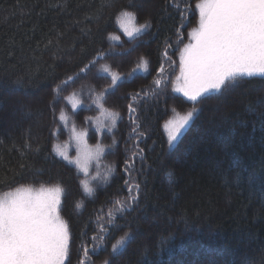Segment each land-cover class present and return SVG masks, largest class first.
Wrapping results in <instances>:
<instances>
[{
    "label": "trees",
    "instance_id": "trees-1",
    "mask_svg": "<svg viewBox=\"0 0 264 264\" xmlns=\"http://www.w3.org/2000/svg\"><path fill=\"white\" fill-rule=\"evenodd\" d=\"M198 1L175 0L177 8L173 0H0V195L21 185L65 189V264H79L85 247L91 264H264V76L243 77L195 105L172 89ZM122 12L151 27L128 38ZM142 60L147 71L137 70ZM193 107L198 113L170 148L164 122L173 109ZM109 113L118 117L99 139L95 120ZM73 129L104 150V182L92 195L79 168L55 151ZM117 201L130 206L119 212ZM129 232L126 247L112 253Z\"/></svg>",
    "mask_w": 264,
    "mask_h": 264
},
{
    "label": "snow or ice",
    "instance_id": "snow-or-ice-1",
    "mask_svg": "<svg viewBox=\"0 0 264 264\" xmlns=\"http://www.w3.org/2000/svg\"><path fill=\"white\" fill-rule=\"evenodd\" d=\"M173 3L179 8L175 0ZM196 8L199 11L198 27L190 33L192 42L185 45L180 53V75L176 78L174 88L193 105L213 93L223 94L234 90L243 77L264 76V0H199ZM121 17V27L129 37L139 35L151 27L150 23L145 22L129 28L128 24L135 20L132 12H122ZM87 68L86 65L80 71L85 72ZM101 70L109 72L107 67ZM137 70L147 71L148 62L142 60ZM163 73L164 68L161 66L159 75L162 77ZM72 79L69 77V80ZM118 79L112 73L113 86ZM64 83L67 84V81ZM163 83L162 78L153 82L156 88ZM60 90L57 87L55 91L58 94ZM138 95L132 96L134 102ZM128 108L129 112H135L133 104L130 103ZM198 111V108L193 107L181 115L173 109V118L164 125L170 148L183 135ZM109 115L115 122L118 114ZM59 118L61 121L66 119L63 112ZM85 135L80 133L77 136L78 143ZM84 147V161L78 157L75 161L69 160V163H75L86 173L85 164L92 158V153L87 150L86 144ZM55 151L68 159L59 145ZM96 151H102L99 145ZM81 184L86 195L93 194L94 189L87 181ZM135 188L138 191L139 185H135ZM131 192L130 188V198L134 203L137 197L131 196ZM64 194L65 189L55 184L51 187L41 185L38 189L21 185L0 195V264H65L70 253L72 234L69 223L60 215ZM117 204L119 212L130 206L120 201ZM75 206L80 208L83 205L77 202ZM109 217L108 223L111 224V212ZM101 231L107 229L101 227ZM131 238L130 232L121 236L112 245V253L126 247ZM168 242L167 238H162L158 246L163 250ZM98 247L94 246L91 251L97 252ZM79 264H91L89 249L86 247L83 248V258ZM103 264H109V261L105 260Z\"/></svg>",
    "mask_w": 264,
    "mask_h": 264
},
{
    "label": "rangeland",
    "instance_id": "rangeland-1",
    "mask_svg": "<svg viewBox=\"0 0 264 264\" xmlns=\"http://www.w3.org/2000/svg\"><path fill=\"white\" fill-rule=\"evenodd\" d=\"M197 3H199V1H198ZM197 3H196V4H197ZM197 11H198V9H197ZM198 13H199V11H198ZM121 19H122V17H121ZM121 19H120V28H121V30L123 31V33H124L128 38H135V37H137V36H139V35L142 34V33H141V34H139V35H134V36H132V37H129V36L125 33V31L123 30V28L121 27ZM133 25H135V26H139V25L137 24V22H136V19H135L134 21L130 22V23L128 24V27L131 28ZM197 27H198V25H197L196 27H194V28H197ZM194 28H193V29H194ZM193 29H192V30H193ZM192 30H191V32H192ZM191 32H190V33H191ZM113 38H114L116 41H119V40H120V37H119V36H113ZM190 42H192V41H191V37H190V41L187 42L186 44H184V45L182 46V48H181V50H180V53H181V51L183 50L184 46L187 45V44H189ZM180 53H179V72L176 74V76L174 77V80H173V86H172L173 91H174V88H175V86H176V78L180 75ZM257 76H259V75H257ZM174 92L177 93V94L182 95V93H179V92H176V91H174ZM182 96H183V95H182ZM74 98H75V97H72L71 100L74 99ZM74 105H75V107H76V106H79V102H77V101L75 100ZM176 112H179L181 115L184 114V113H182V112H180V111H178V110H176ZM173 116H174V114L164 122V125H165V123H166L169 119H172ZM95 121H96L97 124H98V134H99V139H101L102 136H103V134H104L105 132H108V131L111 129L112 119H96ZM191 123H192V122H191ZM191 123H190V124H191ZM190 124L187 126L186 130L188 129V127L190 126ZM164 130H165V128H164ZM186 130H184L183 134L186 132ZM80 133H85V132H79V131L73 129V132H72V140H70V142H69V144H68L67 146H64V147L61 146V148L64 149V151H65V153H66V155H67V157H68L67 160L65 159L66 161H68V162H69V160L75 161V160L79 157V158L81 159V161L83 162V161H84V152H85V147H84V146H85V144L87 145V150H90L91 153H92V158H91L90 160H88L87 163L85 164V167L87 168V172L85 173V172H84L80 167H78L75 163H72V164L76 165V166L79 168V170H80V172H81V174H82V176H83V181H87V182L89 183V185L93 188L95 185H99V184H102V183L104 182V181H103V176L105 175V168H106L105 163L102 161V155H103L104 150H103V148L100 146V148L102 149V151L99 152V153H97V151H96L97 146H91V145L88 143V141H87V134L83 137L82 141H80V142L78 143V141H77V136H78ZM165 133H166V131H165ZM166 136H167V133H166ZM182 136H183V135H182ZM182 136H181V137H182ZM181 137H180V138H181ZM180 138H179L178 141L175 143V145H174L173 147H171V148H174V147L177 145V143L179 142ZM167 139H168V138H167ZM169 147H170V146H169ZM62 158H63V157H62ZM96 177H99V178H96ZM94 178H96V179H94ZM65 262H66V261H65Z\"/></svg>",
    "mask_w": 264,
    "mask_h": 264
}]
</instances>
